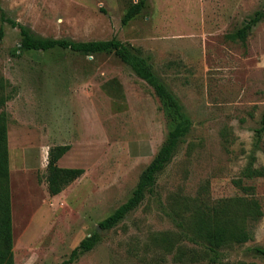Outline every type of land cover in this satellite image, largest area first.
<instances>
[{
  "label": "rangeland",
  "instance_id": "rangeland-1",
  "mask_svg": "<svg viewBox=\"0 0 264 264\" xmlns=\"http://www.w3.org/2000/svg\"><path fill=\"white\" fill-rule=\"evenodd\" d=\"M0 0L5 16L32 35L74 41L113 36L139 47L191 120L170 161L139 206L98 231L71 264H264V175L241 176L252 157L264 169V18L244 41L229 35L264 0ZM18 26L0 20V81L7 113L14 264H58L124 202L174 121L153 89L112 52L21 51ZM48 140V142L46 141ZM72 142L60 164L85 176L63 203L45 182L48 147ZM27 153L32 159L24 161ZM84 173V172H83ZM262 216L252 238L212 255L189 231L191 205L245 195Z\"/></svg>",
  "mask_w": 264,
  "mask_h": 264
},
{
  "label": "trees",
  "instance_id": "trees-1",
  "mask_svg": "<svg viewBox=\"0 0 264 264\" xmlns=\"http://www.w3.org/2000/svg\"><path fill=\"white\" fill-rule=\"evenodd\" d=\"M144 1L130 3L121 22L126 24L143 8ZM264 18V5L249 16L243 24L229 36L232 39L244 41L251 29ZM0 20L8 22L12 27L18 26L21 40V51H48L54 48L69 49L85 55L100 52H112L124 64L130 67L133 73L144 80L160 99L174 121L164 141L153 155L149 163L141 171L137 183L128 198L117 206L109 215L100 220L97 225L101 230H108L116 226L128 213L136 209L150 191L157 175L165 168L174 153L177 144L190 130L192 122L185 115L182 106L169 91L166 85L153 71L149 59L143 56L141 49L124 43L113 36L107 40L74 41L69 39L45 38L32 35L29 29L5 16L0 7ZM10 95L5 93V85L0 81V264H14L13 236L11 221L10 179H9V150L7 134V113L4 110ZM264 133V109L262 110L259 127L255 134L260 137ZM69 144H58L49 147L45 166V182L48 192L57 195L70 183L80 177L84 169L80 167H60L58 160L69 150ZM254 157L243 169L241 176L251 179L263 176V168H254ZM234 184L245 195L221 198L212 204L191 205L189 231L193 241L201 243L212 255L218 250L232 244H242L252 238L249 221H256L262 216L259 200L254 196V187L243 185L242 178L234 180ZM100 236L95 228L75 246L68 257L58 264H71L78 254L91 250L99 241ZM258 253L264 256V249L257 248Z\"/></svg>",
  "mask_w": 264,
  "mask_h": 264
},
{
  "label": "crops",
  "instance_id": "crops-1",
  "mask_svg": "<svg viewBox=\"0 0 264 264\" xmlns=\"http://www.w3.org/2000/svg\"><path fill=\"white\" fill-rule=\"evenodd\" d=\"M47 142H48V140H46ZM49 143V142H48ZM70 143H72V142H69L68 144L70 145V148H69V150L66 152V153H69L70 152V150L72 149V144H70ZM50 145H52V146H54V145H57V144H55V143H51ZM50 147V146H49ZM49 147H48V149H49ZM158 149H155L154 151H152V150H150V149H148L146 146H145V144H142L141 145V149H134V154H136V155H138V156H141V157H146V156H149V154H150V158H149V161L151 160V158L153 157V155L156 153V151H157ZM65 153V154H66ZM64 154V155H65ZM63 157V156H62ZM62 157L58 160V162H57V164L60 166V167H68V166H66V165H64V164H60L61 163V159H62ZM33 158V155L31 154V156H30V154H28L27 155V153L25 154V156H24V161H27L28 159H32ZM149 163V162H148ZM46 166V165H45ZM76 167H79V166H76ZM80 168H83V167H80ZM85 174H86V169H84V173L80 176V177H78L76 180H74L72 183H70L64 190H62L59 194H62V195H64V201H63V203H68L67 201H66V198H67V196H69V194L74 190V186H76V182H79V180H81L84 176H85ZM76 183V184H75ZM46 186H47V184H46ZM59 194H57V195H59Z\"/></svg>",
  "mask_w": 264,
  "mask_h": 264
},
{
  "label": "water",
  "instance_id": "water-1",
  "mask_svg": "<svg viewBox=\"0 0 264 264\" xmlns=\"http://www.w3.org/2000/svg\"><path fill=\"white\" fill-rule=\"evenodd\" d=\"M96 229H97L98 231H100V227H99L98 225L96 226Z\"/></svg>",
  "mask_w": 264,
  "mask_h": 264
}]
</instances>
